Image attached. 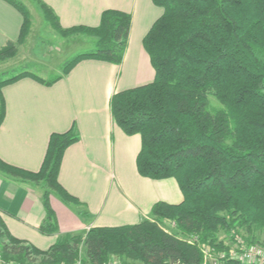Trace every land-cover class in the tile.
Wrapping results in <instances>:
<instances>
[{"label": "trees", "instance_id": "16d2710c", "mask_svg": "<svg viewBox=\"0 0 264 264\" xmlns=\"http://www.w3.org/2000/svg\"><path fill=\"white\" fill-rule=\"evenodd\" d=\"M5 1L19 12L21 25L16 40L0 48V61L16 55L30 29L27 8L18 0ZM151 1L162 9L142 39L153 80L114 93L110 112L126 135L140 136L138 174L155 180L173 178L182 194L177 204L156 202L150 216L173 221L176 234L197 241L184 242L148 219L134 225L93 227L83 235H58L50 195L67 206L81 205L57 181L64 150L78 140L72 125L49 135L36 172L0 159V174L39 187L45 217L38 231L58 235L53 245L40 250L12 236L0 217L3 260L30 264L33 257H40L41 264H73L83 252L82 264H106L112 257L123 264H201L197 244L224 248L217 239L220 230L231 238L239 228L264 232V0ZM39 5L60 35L92 36L94 46L47 80L24 70L0 79V88L22 77L52 85L84 59L121 63L130 14L106 9L97 26L64 29L50 7ZM209 96L221 105L213 112ZM3 112L0 94V122ZM223 264L243 263L225 260Z\"/></svg>", "mask_w": 264, "mask_h": 264}, {"label": "crops", "instance_id": "0c3cea01", "mask_svg": "<svg viewBox=\"0 0 264 264\" xmlns=\"http://www.w3.org/2000/svg\"><path fill=\"white\" fill-rule=\"evenodd\" d=\"M32 1L50 7L64 29L97 26L101 12L106 9L128 13L131 16L128 42L119 65L84 59L49 86L30 77L3 85L0 159L36 172L43 161L49 135L75 126L78 140L64 150L57 181L81 205L67 206L50 195L58 235L85 232L93 227L134 225L150 216L156 202H181L182 194L173 178L155 180L138 174L135 161L140 136L126 135L114 123L109 105L114 93L153 80L154 71L142 39L162 9L151 0ZM20 25L19 12L0 0V48L7 41L16 40ZM40 194L38 186L0 174V217L8 232L37 249L47 250L58 235H43L38 231L45 217ZM81 211L87 217L79 216L77 212Z\"/></svg>", "mask_w": 264, "mask_h": 264}, {"label": "rangeland", "instance_id": "374dc122", "mask_svg": "<svg viewBox=\"0 0 264 264\" xmlns=\"http://www.w3.org/2000/svg\"><path fill=\"white\" fill-rule=\"evenodd\" d=\"M18 1L27 8L30 14V29L24 42L17 47L16 55L13 58L0 61V79L8 78L24 70L50 78L58 71L60 72L64 63L71 60L77 54L89 51L93 48L94 39L92 37L77 35L79 33L75 35L72 34L74 36L70 35L63 37L56 32L45 19L42 9L37 2L32 0ZM83 40H87V42L85 41L83 43ZM220 107L221 105L213 97L209 96V110L213 112ZM146 219L154 223L161 231L171 235L175 234L177 238L184 242L195 243L197 241L193 237L176 234L175 231H177V227L173 221L156 219L151 216ZM236 231V236L231 238L226 231L220 230L217 234V239L224 248H218L216 245L213 247L218 250L233 247L237 240V243L258 246L264 250V232H261L259 229H254L253 227L249 230L247 228H239ZM85 232L71 234L83 235ZM250 240H252V242H249ZM206 245L209 244H205V246ZM197 246L202 247L204 244L198 243ZM82 258L83 252L79 254L77 260H80L82 263ZM113 261L117 262L119 260L117 257H112L108 262ZM5 262L9 264H20L15 261ZM30 264H41V258L33 257Z\"/></svg>", "mask_w": 264, "mask_h": 264}, {"label": "built area", "instance_id": "2783aa9c", "mask_svg": "<svg viewBox=\"0 0 264 264\" xmlns=\"http://www.w3.org/2000/svg\"><path fill=\"white\" fill-rule=\"evenodd\" d=\"M233 247L217 250L213 246L206 245L199 247L202 254L201 264H223L225 260H232L241 262L243 264H264V250L254 245H244L237 243ZM0 264H9L1 259ZM15 264V263H11ZM73 264H82L80 260L75 261ZM106 264H123L120 261L108 262ZM128 264H143L140 262H131Z\"/></svg>", "mask_w": 264, "mask_h": 264}]
</instances>
